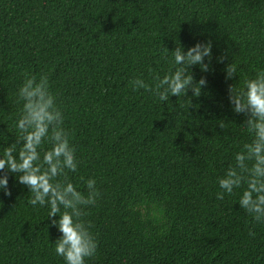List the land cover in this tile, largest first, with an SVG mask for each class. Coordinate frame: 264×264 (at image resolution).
I'll list each match as a JSON object with an SVG mask.
<instances>
[{
    "label": "trees",
    "instance_id": "obj_1",
    "mask_svg": "<svg viewBox=\"0 0 264 264\" xmlns=\"http://www.w3.org/2000/svg\"><path fill=\"white\" fill-rule=\"evenodd\" d=\"M208 41L210 70L191 69L207 80L199 98L134 90L135 79L154 86L173 68L179 42L187 50ZM259 70L264 0H0V154L18 139L23 74L47 75L76 149L68 177L84 193L95 179L100 192L85 209L98 241L86 264H264V223L240 208L243 188L216 198L218 177L251 140L229 86ZM8 188L0 264H65L49 208L28 204L12 174Z\"/></svg>",
    "mask_w": 264,
    "mask_h": 264
},
{
    "label": "clouds",
    "instance_id": "obj_2",
    "mask_svg": "<svg viewBox=\"0 0 264 264\" xmlns=\"http://www.w3.org/2000/svg\"><path fill=\"white\" fill-rule=\"evenodd\" d=\"M165 52H169L168 49ZM170 53L172 69L163 77L156 74L154 86L137 78L131 82L133 88L151 92L160 101L183 97L191 103L192 98H199L202 89L207 87L206 78L201 77L197 82L191 69L198 66L202 73L210 70L212 43H197L185 50L179 42ZM225 59L220 57L219 62ZM225 72L227 80L233 79L237 65L228 63ZM23 75L17 91V103L22 104L15 122L19 135L15 142L3 147L0 154V191L11 196L8 182L9 175H14L16 181L28 189V204L49 208L48 219L61 233L53 243L56 255L62 257L65 264H86L87 259L96 255L98 241L91 231V222L84 219L88 215L85 209L96 205L100 192L95 179L85 181L87 192L84 193L68 177L69 172L74 173L78 168L76 149L63 126V113L50 91L47 75L39 78L29 73ZM190 91L192 97H188ZM228 93L232 111L245 117L241 127L246 128L251 140L236 153L235 164L229 165L224 175L218 177L221 191L216 198L223 200L225 193L232 195L236 189L243 188L240 208L255 222L264 223V70L246 78L242 88L230 85ZM45 143L50 147L44 148ZM56 217L58 219H53Z\"/></svg>",
    "mask_w": 264,
    "mask_h": 264
}]
</instances>
